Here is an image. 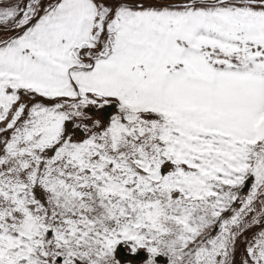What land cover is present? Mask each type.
I'll list each match as a JSON object with an SVG mask.
<instances>
[{"label":"snow or ice","instance_id":"6c2138e0","mask_svg":"<svg viewBox=\"0 0 264 264\" xmlns=\"http://www.w3.org/2000/svg\"><path fill=\"white\" fill-rule=\"evenodd\" d=\"M0 264H264V0H0Z\"/></svg>","mask_w":264,"mask_h":264}]
</instances>
